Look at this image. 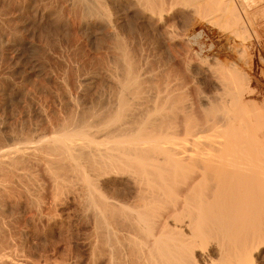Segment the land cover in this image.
Wrapping results in <instances>:
<instances>
[{
    "label": "bare ground",
    "instance_id": "bare-ground-1",
    "mask_svg": "<svg viewBox=\"0 0 264 264\" xmlns=\"http://www.w3.org/2000/svg\"><path fill=\"white\" fill-rule=\"evenodd\" d=\"M71 1L73 2L71 5L77 6L80 16L83 17V21L82 18V22L80 21L82 29L86 32L91 31L93 34L98 33L99 30L102 32L105 30L104 34L108 31L110 39L113 37V41L115 40V43L118 41L120 44L121 37L117 31L120 32L121 29L117 30L119 27L115 25L118 24L115 21L113 22L116 24H112V18L110 17L109 20L108 15L102 14L103 18L107 17L106 21L102 18L100 13L105 9L100 6V4L102 5L101 0ZM126 1L130 5L128 6L133 8L134 15L139 16L138 22L155 23L159 26L166 23V17L170 10H177L175 7H178L179 10V7H182V10L184 5L191 2V0L189 2L187 0ZM182 1L185 2H183L184 5H182ZM209 1L193 0V3L195 2L197 5L194 3V6L198 7L204 3L207 5ZM124 5L122 7H126V4ZM100 7L104 10H101ZM36 8L34 9L36 10ZM105 12L102 13L105 14ZM124 13L126 16L127 12ZM49 15L51 16V14ZM234 16L233 19L236 21H240L242 18L236 13ZM30 19L32 21V18ZM142 23L140 24L142 25ZM140 24H138L139 27ZM136 26H131V28L134 30ZM145 26L142 25L143 30L146 29ZM149 26L151 28V25ZM131 28L127 27V29ZM84 30L82 31L84 32ZM137 30L139 31V28ZM137 30L135 29V31ZM2 33L0 34V52L1 48H5L6 51L11 50V52L18 53L22 46L31 47V44L21 43L15 33H11V35L6 32ZM89 33L88 35H90ZM117 36L120 38L118 39ZM116 39L118 40L116 41ZM89 40L91 39L89 38ZM111 43L110 45L114 44ZM123 45V50L117 49L120 55L116 53L117 50L112 52L117 54V57L116 54H113V59L117 58L114 60L115 64L112 63L113 59L111 62L114 64L112 83L115 88L119 89H115V92L118 90L115 94H112V91L109 97H104L103 101L99 96V100H101L99 103H93L96 99L93 98L91 105L69 100L68 103L73 107L72 109L67 103V106L72 110L71 113L69 112L62 118V114H60L61 123H58L59 125L57 124L58 126L53 128V131H50L52 125L49 126L50 136H45L46 134H44L46 138L42 136L45 140L38 139L36 133L31 135L33 133L31 131L29 134L28 132H19L20 128L16 132L14 131L15 133L12 130L13 133L10 132L6 137L0 135L2 138V142L0 140V203L6 204L9 200L20 198L22 195H20L19 186L22 178L26 173L30 174L27 170L26 173L23 171L28 166H37L36 169L40 166V168L44 167V171H50L54 178L57 175L58 177H56L57 179L60 177V181L66 180L62 184L65 183L64 185L67 187H60L62 190L70 191L69 189L74 188L73 186L71 188V185L73 181L77 180L76 177L81 180H77L76 184L84 182L80 189L81 196L85 201L84 206L87 208L82 205L84 202L80 204L85 210H88L81 213L91 212L93 216L94 222H92L95 223V226L93 224L95 228H93L96 237L94 248L98 253H101L102 257H105L106 264H264V126L256 131L252 122L246 125L245 122L236 121L232 116L235 112L246 114L261 109L260 105L252 103L251 100L248 101V97H254L250 79L244 75L242 78V74H239L232 75L234 78L231 77L230 81L224 77H221V80L213 81L215 96H200L197 106V115L200 120H195L196 125L195 123L194 126L189 125L186 120V118L190 119L192 115L189 111L187 114L189 116L186 115L185 120L184 116H182V120L174 115L177 118L176 121L174 120L176 124L174 126L170 120L171 122L167 124L169 126L173 124V127L169 128L163 124L166 121L162 120L164 114L162 117L159 116L161 119L154 118L158 120H152L149 117V112H152L151 109L149 111V106L146 110L143 104L138 105L137 99L141 100L142 97L140 98L138 92H134V88L142 83L143 76L141 74L144 72L141 70L142 73H139V68L142 67L135 66L130 56L132 54L128 53L131 49L126 51L125 42ZM32 46L34 47V45ZM33 47L31 49L34 50ZM18 55L17 57H19ZM11 57L14 58L13 55ZM37 62L33 66L37 67L34 69L40 71L41 65ZM29 66L30 64L27 65V67ZM30 71L36 72L37 70ZM227 72L229 73V70ZM213 80L215 79L213 78ZM84 81L81 83H85ZM107 83L109 84V81ZM107 83L105 82L106 85ZM102 86L100 88H103ZM114 86L110 88H114ZM141 88L144 87L141 86ZM80 89L82 88H79L78 92ZM130 91L138 95H132L135 99L137 98L135 101L130 100L132 97L129 98ZM246 92L248 96H246ZM107 94L108 92H106ZM159 97L155 98L157 102H152L153 105L156 102V110L160 106L157 105ZM143 98L145 97L143 96ZM145 99L143 100L145 101ZM128 100L131 101V104ZM164 101L166 102V100ZM86 102L89 101L86 99ZM132 102L138 107L135 105L134 108ZM145 105L147 106V104ZM153 105L151 106L154 107ZM129 106H133V108L131 109ZM191 107L189 106V108ZM48 120L50 121V119ZM44 123L47 126L45 128L49 129L47 122ZM37 127L36 129L39 130L40 128ZM42 128L44 129V127ZM10 130L8 129V132ZM164 164L169 166L165 167ZM34 167H29V171ZM63 170H65L64 173L66 170L71 171L73 177L76 176L75 180H70L69 177L63 178L65 179L63 180L61 178ZM54 171H58L60 175H58L59 173L55 174ZM69 171L67 173H70ZM67 176H71V173ZM68 179L72 183L71 185L66 184L69 182ZM56 182V186H62L60 182H57L59 185ZM56 190L58 191V189ZM66 190L63 191V194L68 192ZM56 193L55 197L58 196V192ZM2 212H0V264H26L27 262L18 259L20 258L18 254L20 248L18 249L17 242H13L3 228L7 222L6 220L3 222L5 214ZM88 217L90 219V216Z\"/></svg>",
    "mask_w": 264,
    "mask_h": 264
},
{
    "label": "rangeland",
    "instance_id": "rangeland-1",
    "mask_svg": "<svg viewBox=\"0 0 264 264\" xmlns=\"http://www.w3.org/2000/svg\"><path fill=\"white\" fill-rule=\"evenodd\" d=\"M31 1L0 0V34L2 32V34L6 32V34L10 33V35L11 33H15L21 43L24 42V45L31 44V47H20L18 53L11 52V50L6 51L7 49L1 48V52L2 49L3 52H0V135L6 137L10 132H16L20 128L21 131L18 130L19 132L23 131L29 134L31 131L33 132H30L31 135L36 133L35 135L38 139L41 138L43 140L46 138L44 134H46L45 136H50L48 132L51 125L52 128L50 131H53V128H56L61 123V118L72 111L71 108L73 109V107L68 103L71 100L79 104L85 102L91 105L92 100L95 98L93 103H99V101H103L106 97H109L112 91V94H115L119 89L115 88L112 83V76L114 75L113 65L115 64L114 60H117L116 53L119 54V50L117 49L123 50L124 45L122 46V44L124 42L126 44L125 50L131 49V53L130 51L128 53L132 54L130 56L135 66L138 65L137 68L142 67L139 68V73H142L141 70L144 72L141 74L143 76V80H141L142 85L136 86L134 92H138L140 98L142 97L141 100L139 99L140 101L136 98L137 102L140 103L146 98L145 101L143 100L144 102L142 101L138 105L141 106L143 104L146 110L149 106V111L152 110V112H149V117L152 120L159 118L160 115L162 117L164 114L165 116L163 115L162 120L165 119L166 121L163 124L170 128V126L173 127V124L175 126L176 123L174 122L177 118L182 120L184 118L185 120V116L190 111L192 115L190 114V119L186 118V120L189 125L194 126V123L196 125L197 119L200 120L197 115L200 96H215L213 81L221 80V77L230 81L229 79L234 78L232 75L237 76L242 74V78L245 76L247 79H250L251 88L254 91V97H248V101L251 100L252 103L255 102L256 105H260L263 110L257 109L255 112H247L246 114L235 112L232 116L236 121L245 122L246 125L252 122L256 127V131H259L264 126V0H210L209 3L207 2L208 6L204 3L198 7L194 6L195 2L193 3V0L191 2L187 0L189 3L186 2L187 5H184V1H186L184 0L181 2H184L182 4L184 8L181 10L182 7H179L181 11L178 7H175L177 10H170L165 24L159 26V24H144L143 21H139L140 23L143 22V26L146 25V29L144 30L142 25L137 21L139 20V16L134 15L133 8L129 7L130 5L126 0H115L116 2L118 1L117 4L114 0L112 3L111 0H101L102 5L100 4V6H103L102 8L105 10L100 8L104 10L102 12H106L104 14L99 10V13L101 12L100 15H108L109 20L111 18L113 19H111V22L115 21L118 24L115 25L116 23H112L119 27L117 30L121 29L120 32L117 31L121 37L120 44L117 41L120 38L118 37L119 34H117L118 39H116L117 42L115 43L113 37H111V39L113 38L111 41L108 31L104 34L105 30H103L104 32L99 30L95 34L87 31L88 33L90 32V35H88L86 30L80 26L83 17L80 16L78 7L71 5L73 4L71 0ZM123 3L126 4L127 8L122 7L125 6ZM38 5L41 6V9L36 8L39 7ZM44 5H47L49 8L47 6V8H44ZM195 5L197 4L195 3ZM42 8L44 9L42 10ZM128 8L131 9L129 10ZM124 12H127L130 16L126 13V16L128 15L126 17ZM54 13L56 14L55 16ZM235 13L238 16L240 15V18L242 17L240 21L233 19ZM30 18H32V21ZM103 19L105 20L107 17ZM33 21L36 22L33 23ZM133 22L136 24L134 25ZM138 24H140L141 28ZM149 25H151V28ZM131 26H136L134 28L136 30L139 28V31L133 30ZM127 27L131 29H127ZM101 34L104 35L102 36ZM95 38L98 40L96 41ZM110 43L115 45L114 47L116 48H111L113 45H110ZM32 47L34 50L31 49ZM114 50H117L116 53H112L115 52ZM113 54H116L115 59H113ZM12 55L14 58L11 57ZM37 60L41 63L39 61L37 62ZM35 62L41 65V73L38 69H34L37 68L33 66ZM29 64L30 68L27 67ZM231 66L235 67L232 68ZM29 69L37 71H30ZM228 70L230 74L227 72ZM214 76H219L220 79ZM83 80H85V83H81ZM86 80L90 83L88 81L86 82ZM103 81L106 83L109 81V84L107 83L106 85ZM87 83L88 86H86ZM101 86L104 89L100 88ZM112 86L114 88H110ZM141 86L144 88L140 89ZM79 88L82 89L78 92ZM115 89L118 90L115 92ZM106 92H108L107 95ZM134 92L132 94L130 91L129 98L135 94ZM245 94L248 96L247 92ZM96 95H98V101ZM135 95L138 96L137 94ZM99 96L102 98L101 100H99ZM158 96L160 97L157 99L159 101L157 105L160 106L159 108L157 106V108L162 110L161 112L155 108L157 102L155 98H158ZM165 97L171 98L166 99ZM86 99L89 102H86ZM136 99L133 96L130 98L133 101ZM130 100H128L129 104H131ZM153 101H156L154 102L155 105H153ZM67 103L71 108L67 106ZM132 104L134 108L137 106L134 102ZM189 106H193L194 108L191 107L193 110ZM129 108L132 109L133 106H129ZM60 114H62L61 118L59 117ZM182 116L184 117L182 118ZM165 117L168 118L166 119ZM44 122H47L48 127L50 126L49 129L45 128L47 126ZM168 122L173 124L169 126L167 124ZM185 124L187 125V122ZM11 127L14 128L12 129ZM36 127L40 129L37 130ZM28 128L30 130H27ZM8 129L10 130L9 132ZM35 129L36 131L34 132ZM166 130L170 131L167 128ZM5 137H3V140H5ZM0 140L2 142L1 137ZM164 166L168 167L169 165L164 164ZM29 167L32 168L34 166L26 167L27 169L23 172L26 173L27 170L31 175L26 173V176H23L25 179L22 178L21 181V184H24V186L21 184L19 186V191L21 190L20 195L22 196L19 195L20 198L9 200L10 202L7 201L6 204L0 203L2 204L0 205V212L3 211L2 213L5 214L3 216V222L5 220L7 222L3 228L6 234L8 233V237L13 242H17L18 249L20 248L18 253L20 258H17L27 262L26 264H106L105 257H102L101 253H98L94 248L96 237L94 236L95 223H93V216L91 212L81 213L88 210H85L87 207L84 206L85 201L81 196L82 192L80 188L82 187L80 186H83L84 182L83 184L81 182L80 184H76L78 183L76 182L78 178L76 176V178L73 177L71 171L66 170L65 172L67 173L69 171L71 176H67L70 173L64 175L65 170L63 172L60 171L62 179H67L68 177L70 180L77 179L73 181V184L68 179L69 182L66 184H72L71 188L72 186L74 187L72 190L69 189V186L68 189L70 191H68L65 189L67 185L65 187V183L62 184V182L66 181L65 179H63L65 181H60V177L57 179V175L54 178L50 171L46 172L43 170V166V168L38 166L39 168L37 169V166H35L33 169L36 170L31 169V171H29ZM54 172H56L55 174L59 173L58 171ZM52 177L53 180L57 179L58 181H56L58 183L60 182L62 186H56V181L54 180V182ZM111 179L113 180V178ZM111 179L104 180L112 181ZM58 183L57 185H59ZM55 186L58 191L55 189ZM60 187H65L63 189L68 192L63 194L65 190L60 189ZM76 189H79L81 193ZM60 190H62V193H60ZM56 192H58L57 197H55V194L57 195ZM69 192H72L73 195ZM59 193L63 195L60 196ZM74 195L75 197L73 198ZM83 202L84 204H82ZM79 206L82 207L80 208ZM82 208L83 211H81ZM87 215L90 216V219Z\"/></svg>",
    "mask_w": 264,
    "mask_h": 264
}]
</instances>
